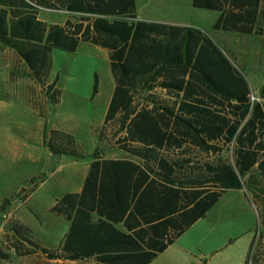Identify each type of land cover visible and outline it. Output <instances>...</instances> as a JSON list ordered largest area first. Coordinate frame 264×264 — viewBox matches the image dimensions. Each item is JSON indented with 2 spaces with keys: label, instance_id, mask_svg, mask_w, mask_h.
Here are the masks:
<instances>
[{
  "label": "trees",
  "instance_id": "obj_1",
  "mask_svg": "<svg viewBox=\"0 0 264 264\" xmlns=\"http://www.w3.org/2000/svg\"><path fill=\"white\" fill-rule=\"evenodd\" d=\"M258 2L191 0L220 11L212 28L230 29L225 5H245L244 24L235 27L242 32L252 31ZM38 7L68 16L48 23ZM80 42L107 51L114 85L96 133L107 146L94 147L80 190L50 207L68 222L58 246L27 239L29 228L11 219L6 228L19 243L54 260L148 264L241 176L264 186V79L260 99L250 100L245 79L202 30L138 19L134 0H0V45L23 61L47 101L58 96L55 78L47 81L50 52L74 51ZM52 132V153L82 156L68 133Z\"/></svg>",
  "mask_w": 264,
  "mask_h": 264
},
{
  "label": "rangeland",
  "instance_id": "obj_2",
  "mask_svg": "<svg viewBox=\"0 0 264 264\" xmlns=\"http://www.w3.org/2000/svg\"><path fill=\"white\" fill-rule=\"evenodd\" d=\"M37 16L58 23L66 13L38 7ZM202 31L223 49L209 30ZM222 51L255 94L258 78ZM50 58L47 81L55 78V103L28 77L23 61L0 45V203L8 201L0 213V253L5 256L0 264H98L91 259H48L27 241L19 243L6 228L9 220L17 219L29 228L27 239L56 248L68 222L50 207L77 184L94 147L107 146L96 140L114 85L105 49L80 42L74 51L52 49ZM94 74L97 92L92 94ZM53 130L68 133L82 156L52 153L47 145L52 144ZM221 154L231 160L230 147L224 146ZM104 155L122 156L107 150ZM148 264H264V186L255 188L247 174L241 176L238 187L222 192L203 217Z\"/></svg>",
  "mask_w": 264,
  "mask_h": 264
},
{
  "label": "crops",
  "instance_id": "obj_3",
  "mask_svg": "<svg viewBox=\"0 0 264 264\" xmlns=\"http://www.w3.org/2000/svg\"><path fill=\"white\" fill-rule=\"evenodd\" d=\"M134 4L136 18L138 19L193 26L200 30H209L213 39L219 40L222 48L248 69L249 75L258 78L256 80L255 94L251 92L250 94L255 97V100L260 99L258 92L264 79V0H259L258 2L255 21L250 32H242L235 29V27L244 24L242 14L246 8L245 5L224 6L225 11L223 12L222 21L225 28H230L224 29L222 27L212 28V23L219 16L220 11L193 7L191 0H134ZM49 10L63 11L66 13L64 19L68 16L65 10ZM161 12H163V15ZM260 12L263 14V17L259 16ZM175 13H178V15ZM63 21L58 23H62ZM256 26L258 31L255 32ZM105 52L107 55L106 50ZM87 169L88 165H85L79 181L69 192H78L80 190Z\"/></svg>",
  "mask_w": 264,
  "mask_h": 264
},
{
  "label": "built area",
  "instance_id": "obj_4",
  "mask_svg": "<svg viewBox=\"0 0 264 264\" xmlns=\"http://www.w3.org/2000/svg\"><path fill=\"white\" fill-rule=\"evenodd\" d=\"M254 99L255 97L252 94H250V100H254Z\"/></svg>",
  "mask_w": 264,
  "mask_h": 264
}]
</instances>
